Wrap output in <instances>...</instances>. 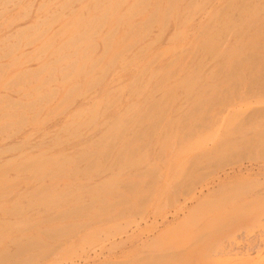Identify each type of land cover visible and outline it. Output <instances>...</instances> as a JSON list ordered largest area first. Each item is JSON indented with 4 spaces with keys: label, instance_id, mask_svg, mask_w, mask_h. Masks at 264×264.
<instances>
[{
    "label": "rangeland",
    "instance_id": "374dc122",
    "mask_svg": "<svg viewBox=\"0 0 264 264\" xmlns=\"http://www.w3.org/2000/svg\"><path fill=\"white\" fill-rule=\"evenodd\" d=\"M260 236L264 0H0V264H264Z\"/></svg>",
    "mask_w": 264,
    "mask_h": 264
},
{
    "label": "bare ground",
    "instance_id": "6f19581e",
    "mask_svg": "<svg viewBox=\"0 0 264 264\" xmlns=\"http://www.w3.org/2000/svg\"><path fill=\"white\" fill-rule=\"evenodd\" d=\"M246 245L249 251L254 249H258L260 251L262 248L264 249V237L260 236L259 240H249Z\"/></svg>",
    "mask_w": 264,
    "mask_h": 264
}]
</instances>
